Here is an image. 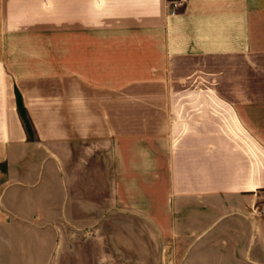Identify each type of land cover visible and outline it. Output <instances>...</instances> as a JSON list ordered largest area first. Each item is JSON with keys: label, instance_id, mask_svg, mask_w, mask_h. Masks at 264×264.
<instances>
[{"label": "crops", "instance_id": "crops-1", "mask_svg": "<svg viewBox=\"0 0 264 264\" xmlns=\"http://www.w3.org/2000/svg\"><path fill=\"white\" fill-rule=\"evenodd\" d=\"M263 204L264 0H0V264H264Z\"/></svg>", "mask_w": 264, "mask_h": 264}, {"label": "rangeland", "instance_id": "rangeland-1", "mask_svg": "<svg viewBox=\"0 0 264 264\" xmlns=\"http://www.w3.org/2000/svg\"><path fill=\"white\" fill-rule=\"evenodd\" d=\"M101 185L104 191H106V188L110 187V183L105 182V181ZM138 198H141V197L131 198V200L134 202V201H137ZM118 201H119V205L121 209L120 215L115 214L113 212L112 210L113 201L111 198L81 200L78 202L79 205L77 206V210L76 209L74 210L73 220L75 221L76 224L81 223V222L82 223H85V222L92 223L95 221L104 222L105 225L107 226L106 230L100 233L103 235L102 238L107 241V244L113 243V239L116 237H121V238L129 237L130 229L123 228V230H115L113 229L112 223L121 222L123 225L124 224L123 222H125V224H128L127 222L129 221L143 219V217L139 216V214L136 215L129 211L128 209L129 199L127 197H122L118 199ZM80 205L81 206L83 205L82 207L84 209L89 210L86 215L81 216L82 213H81V210H79L81 209ZM96 208L99 210V212L102 211L103 214H100V213L98 214L97 213L98 211ZM17 225L22 226V227H31L32 223L26 221L24 224L22 222H19ZM138 230H139V234L145 235L147 229L143 228V229H138ZM92 233H90L91 234L90 240L93 239ZM77 234H72L68 232L65 234L69 238V240H67L68 241L67 250L64 251L63 253L61 264H99L98 262H94L97 254L104 253V250H106L107 255H111V254L113 255L114 253L113 245H108L107 247H103L102 245L98 246L96 243H91L90 245L87 244L86 246L85 244L84 246L82 244V241H80L81 235H79L77 239L73 238V235H77ZM93 237L97 238L96 236H93ZM73 241L76 242L74 245L77 246L76 251L74 252V255H73V251H70V246H72ZM84 256H86V258H84ZM154 262L155 260L152 261V260H146V259L140 260L139 262L126 260V259H124L123 262H120V261L116 262L115 257H114L113 259H111V261L108 264H154Z\"/></svg>", "mask_w": 264, "mask_h": 264}, {"label": "built area", "instance_id": "built-area-1", "mask_svg": "<svg viewBox=\"0 0 264 264\" xmlns=\"http://www.w3.org/2000/svg\"><path fill=\"white\" fill-rule=\"evenodd\" d=\"M183 5V1H177V2H172L170 3V10L172 14H176L177 9ZM261 212L264 213V204L261 209Z\"/></svg>", "mask_w": 264, "mask_h": 264}]
</instances>
